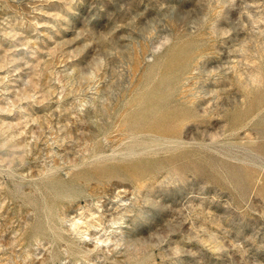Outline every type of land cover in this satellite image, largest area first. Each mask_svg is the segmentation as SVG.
Returning a JSON list of instances; mask_svg holds the SVG:
<instances>
[{
  "label": "rangeland",
  "instance_id": "rangeland-1",
  "mask_svg": "<svg viewBox=\"0 0 264 264\" xmlns=\"http://www.w3.org/2000/svg\"><path fill=\"white\" fill-rule=\"evenodd\" d=\"M0 264H264V0H0Z\"/></svg>",
  "mask_w": 264,
  "mask_h": 264
}]
</instances>
